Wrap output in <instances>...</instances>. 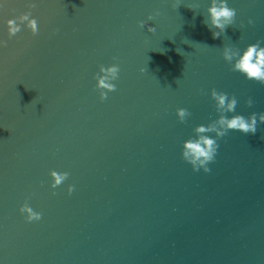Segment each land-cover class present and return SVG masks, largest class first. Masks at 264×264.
I'll list each match as a JSON object with an SVG mask.
<instances>
[{"label": "water", "instance_id": "1", "mask_svg": "<svg viewBox=\"0 0 264 264\" xmlns=\"http://www.w3.org/2000/svg\"><path fill=\"white\" fill-rule=\"evenodd\" d=\"M208 6L37 0L39 35L25 28L9 40L3 21L28 9L6 0L0 264H264V124L222 139L209 173L181 157L193 128L216 118L212 88L235 94L245 116L264 112V84L222 58L226 44L264 41V0H229L236 20L218 39L204 22ZM156 13L155 33L139 27ZM113 62L117 89L101 102L93 75ZM179 107L192 114L186 123ZM50 169L70 172L55 196ZM25 198L42 220L25 221Z\"/></svg>", "mask_w": 264, "mask_h": 264}, {"label": "clouds", "instance_id": "2", "mask_svg": "<svg viewBox=\"0 0 264 264\" xmlns=\"http://www.w3.org/2000/svg\"><path fill=\"white\" fill-rule=\"evenodd\" d=\"M5 5L6 0H0V9H3ZM36 7L37 0H26L27 11L3 21L9 40L16 37L25 28L31 32L32 36L39 35V20L32 11ZM156 15L159 13L149 14L146 19L140 20L138 22L139 27L147 28L148 32L155 33L156 27L150 25L149 22L153 21ZM236 16L237 10L229 6V0H209L207 17L204 22L212 31V38L218 39L225 33L228 26L234 25ZM247 23L252 25L254 21L249 18ZM240 27L243 28L244 24L241 23ZM56 32H59L58 28L54 29L53 34ZM7 45L8 40L0 37V48H5ZM222 58L230 66L232 72L239 73L247 81L264 84V41L257 40L243 48L226 44L222 49ZM116 60L117 58L113 57V61ZM120 71L118 62L99 65V70L93 75V79L96 82L94 90L98 92L101 102L108 99L110 92L116 91V81L119 79ZM141 71L143 72L145 69H141ZM210 98L217 114L216 118L207 124L196 125L193 128L194 135L183 140L181 145V157L191 165L194 172L203 170L204 173H209L211 171L209 164L214 162L218 154L220 141L231 132L255 134L258 123L264 124V112H252L247 116L237 112L239 101L235 94L212 88ZM246 104L251 108L254 104L253 99L249 97ZM191 115L187 108L179 107L176 109L177 119L182 124L186 123ZM48 176L50 177L49 187L52 190V195L55 196L57 194L55 190L68 180L70 172L50 169ZM75 190V184H68V195H72ZM19 213L27 223L39 222L43 218V213L31 206L29 198H25L20 205Z\"/></svg>", "mask_w": 264, "mask_h": 264}]
</instances>
